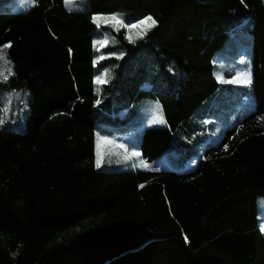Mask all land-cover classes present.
I'll return each instance as SVG.
<instances>
[{
	"label": "trees",
	"instance_id": "1",
	"mask_svg": "<svg viewBox=\"0 0 264 264\" xmlns=\"http://www.w3.org/2000/svg\"><path fill=\"white\" fill-rule=\"evenodd\" d=\"M5 1L0 264H264V0ZM99 13L157 24L130 42ZM226 50L250 86L217 76ZM146 100L167 126L140 121ZM97 132L159 170L97 168Z\"/></svg>",
	"mask_w": 264,
	"mask_h": 264
},
{
	"label": "rangeland",
	"instance_id": "2",
	"mask_svg": "<svg viewBox=\"0 0 264 264\" xmlns=\"http://www.w3.org/2000/svg\"><path fill=\"white\" fill-rule=\"evenodd\" d=\"M21 1V3H20ZM14 4H20V8H22V11L25 12L29 10V8L33 5L32 0H6L4 2L5 9L4 11H9L13 8ZM69 9V7H67ZM89 8V0H77V3L71 7V10L74 11H85L88 10ZM101 15H109V14H114V13H109V14H103L99 13ZM97 15V14H95ZM94 16V15H93ZM103 22H109L111 24H114L116 28H123L119 24H116L114 21H103ZM100 23H102L100 21ZM101 28V27H100ZM126 30V36L133 38L135 35L142 34L143 33V28L142 29H132L131 32L128 31V29L123 28ZM244 32L239 36L237 43L240 45L239 51H242V53L246 52L250 44L246 41ZM106 40L103 42L105 43ZM230 50H226L224 52H220L216 56V65H217V76L220 77L222 82L226 85H229L231 87L235 86H244V84H239V83H227L226 81L232 80L235 77V74L239 71L245 70L247 68V65H244V63H241V60H245V57H241L238 61L237 60H232V59H226L225 54H228ZM0 71H5V67L0 66ZM229 75V77H227ZM228 91L225 90V92ZM159 103L160 107L162 108V115L163 119L166 121L165 116H164V111L161 103L157 100H146L142 104V108L140 109L141 111V118L140 121L144 122L147 124V127H159V126H167V121L166 123H152V118L154 115L157 114V110L155 108V105ZM253 104V101L251 102ZM26 114L23 115V122ZM22 124L18 127V129H21L23 126ZM3 128V127H0ZM110 139L114 140V143L111 144H106L103 141L100 142V152L102 156V165L99 167L100 169H108V170H113V169H118V170H128L132 168V163L135 162L137 158L131 157V152L133 151V146L128 145V147H122L121 145H125L123 143L124 137L118 136V137H109ZM134 150H137L134 147ZM141 153V151H139ZM127 158V162H117L119 161H124ZM142 158V157H141ZM143 159V158H142ZM157 165L160 166V168H167V167H175V166H180L181 163H178L176 159L174 158L173 155L170 153L164 154L162 157L156 160L155 162ZM259 218L261 221V224L264 225V198L259 199Z\"/></svg>",
	"mask_w": 264,
	"mask_h": 264
},
{
	"label": "snow or ice",
	"instance_id": "3",
	"mask_svg": "<svg viewBox=\"0 0 264 264\" xmlns=\"http://www.w3.org/2000/svg\"><path fill=\"white\" fill-rule=\"evenodd\" d=\"M32 3H37V0H32ZM77 3V0H64V4L66 7H69V10H71V7L74 6ZM92 22L97 25V27L100 26V21H114L116 24H119L123 28L128 29L129 32H131L132 29H142L143 33L141 34L140 38H143V35L147 34V31L151 29V27H154L157 24V21L151 16H145L138 20H132V21H126L124 19L123 14L115 13V14H109V15H101L97 14L91 17ZM115 27V25H113ZM119 29H117L118 31ZM130 40V42H134L131 40V37H126ZM94 43H99V41H95ZM11 47V43H5L2 47H0V66H3L7 68V66L11 63V61L8 59V54L5 51L6 49ZM71 51V50H69ZM114 55V53H113ZM123 54H121L122 56ZM245 61L242 59L241 63H244ZM8 75H13L11 68H7ZM8 75H5L3 71H0V77L3 78L4 81H7ZM107 75V73H105ZM97 82H100L101 78L98 76L96 78ZM227 83H239L244 84L246 86H250L252 83L251 80V67L250 64L245 70L239 71L235 74V77L232 80L226 81ZM97 104L100 103L99 100L96 101ZM155 108L157 110V114L153 116L152 123H166V121L163 119L162 115V108L160 107L159 103L155 105ZM5 122L3 118H0V125H2ZM103 141L106 144L114 143V140L110 139L106 135H102L101 132L96 133V167L99 168L102 165V156L100 152V142ZM122 147H126L125 145H121ZM227 150L228 145L224 146ZM131 157L137 158L135 162L132 163L133 168H143V169H153V166L148 163L146 160L142 159V154L139 151L134 150L131 152ZM117 162H127V158L124 161H117ZM153 170H159V169H153ZM140 187H143V185H140ZM261 231H264V225H261ZM185 240H187V237H185Z\"/></svg>",
	"mask_w": 264,
	"mask_h": 264
},
{
	"label": "crops",
	"instance_id": "4",
	"mask_svg": "<svg viewBox=\"0 0 264 264\" xmlns=\"http://www.w3.org/2000/svg\"><path fill=\"white\" fill-rule=\"evenodd\" d=\"M20 3H21V1H20ZM19 6H20V4H19Z\"/></svg>",
	"mask_w": 264,
	"mask_h": 264
}]
</instances>
